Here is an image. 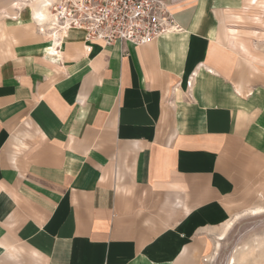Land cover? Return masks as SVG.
I'll return each instance as SVG.
<instances>
[{"label": "crops", "instance_id": "crops-1", "mask_svg": "<svg viewBox=\"0 0 264 264\" xmlns=\"http://www.w3.org/2000/svg\"><path fill=\"white\" fill-rule=\"evenodd\" d=\"M164 1L139 47L0 22V264H204L264 198V0Z\"/></svg>", "mask_w": 264, "mask_h": 264}, {"label": "built area", "instance_id": "built-area-1", "mask_svg": "<svg viewBox=\"0 0 264 264\" xmlns=\"http://www.w3.org/2000/svg\"><path fill=\"white\" fill-rule=\"evenodd\" d=\"M48 10L44 27L82 32L86 52L93 45L139 47L180 31L164 0H49Z\"/></svg>", "mask_w": 264, "mask_h": 264}, {"label": "rangeland", "instance_id": "rangeland-1", "mask_svg": "<svg viewBox=\"0 0 264 264\" xmlns=\"http://www.w3.org/2000/svg\"><path fill=\"white\" fill-rule=\"evenodd\" d=\"M25 0H0V22H11L14 17L31 16L26 14L24 8ZM263 1V0H262ZM10 6H9V4ZM264 2L259 7L252 8L249 16L264 18ZM257 22V20H255ZM256 25H258L256 23ZM258 28L259 26H252ZM51 29H49L50 31ZM254 207L264 208V198L256 200ZM238 216H232L222 226L213 230L214 249L204 264H264V212L258 215H250L248 212ZM234 218L235 220H231ZM237 219V220H236ZM230 223L231 227L223 234V239L218 240L223 233L225 224ZM222 237V236H221Z\"/></svg>", "mask_w": 264, "mask_h": 264}, {"label": "bare ground", "instance_id": "bare-ground-1", "mask_svg": "<svg viewBox=\"0 0 264 264\" xmlns=\"http://www.w3.org/2000/svg\"><path fill=\"white\" fill-rule=\"evenodd\" d=\"M34 1V0H33ZM48 4H49V0H36L35 2V14L40 18V20L45 18V22H49L51 21L50 15H49V10H48ZM40 23V21H39ZM51 23H49L50 25ZM49 27V26H48ZM56 36V35H55ZM264 212V208L261 207H255L253 209H251L248 213L250 215H258ZM231 220H235L234 218H232ZM237 220V219H236ZM231 227L230 223L225 224L223 233L220 235L218 240H222L223 239V234L226 230H228ZM222 236V237H221ZM235 263L234 259H233V264Z\"/></svg>", "mask_w": 264, "mask_h": 264}]
</instances>
